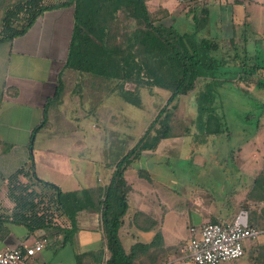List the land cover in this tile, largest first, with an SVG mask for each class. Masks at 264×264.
<instances>
[{
    "label": "trees",
    "instance_id": "trees-1",
    "mask_svg": "<svg viewBox=\"0 0 264 264\" xmlns=\"http://www.w3.org/2000/svg\"><path fill=\"white\" fill-rule=\"evenodd\" d=\"M57 7L73 10L66 67L117 82L159 86L170 94L135 144L115 163L106 184L62 190L56 183L37 176L33 162L9 174L4 195L10 205L0 209V230H4L0 238L13 223L23 225L27 235L44 230L40 239L54 236L61 245L71 244L79 229L76 216L86 210L98 214L102 243L96 251L76 253L77 264H157L165 260L154 254L160 246L159 232L149 242L132 244L128 251L120 240L118 230L128 208L131 187L124 177L125 169L144 151L155 149L160 140L174 134L168 104L193 90L198 80L206 79L204 89L208 88L214 72L229 66L237 72V80L264 87V52L248 48L258 47L256 44L224 47L217 38L199 35L210 16L206 0H195L183 14H177L184 19L193 14V23L184 30H179L175 22H165L169 16L171 21L179 20L177 15H170L161 5L152 8L148 0H0V41L22 34L45 10ZM120 14L130 23L122 25ZM59 94L57 91L55 96ZM212 96L206 89L198 115L206 134L228 130L221 116L207 105L206 99L211 101ZM46 120L45 109L42 123ZM136 170L151 179L147 167L137 166ZM255 183L253 189H258L264 199V175L260 173ZM139 215L145 214L136 213V217ZM252 220L257 221L256 216ZM252 220L248 218L249 224L262 228ZM257 259L264 264V251H259Z\"/></svg>",
    "mask_w": 264,
    "mask_h": 264
},
{
    "label": "crops",
    "instance_id": "crops-1",
    "mask_svg": "<svg viewBox=\"0 0 264 264\" xmlns=\"http://www.w3.org/2000/svg\"><path fill=\"white\" fill-rule=\"evenodd\" d=\"M206 1L210 9L206 25L211 28V33L216 34L214 24L222 21L221 37L233 42L236 35L233 19L235 16L238 17L237 6H234L235 1ZM148 2L152 8L161 5L167 8L170 14L180 15L183 14L182 11L180 12V6L183 4L184 7L190 0H148ZM211 16H213L212 20ZM178 18L180 17L178 16ZM73 21L72 7L51 8L45 10L22 34L11 40L0 41V182L4 180L5 183L9 174L19 167L33 162L37 176L56 183L62 190L86 188L97 184H106L111 177L115 163L119 160L107 163L110 171L107 175L105 174L103 182L86 184L85 181L93 179L87 176L83 177L82 174L83 165L89 164L90 160V157L87 154L85 156L82 151L85 146H88L86 145L88 140L82 136L79 141H73L72 138L68 141L67 138H61L55 134V130H59V128L68 131L66 127L69 123L78 124L76 123L78 122L76 120H79L77 118L83 117L78 114L73 116L69 113V110H73L74 105L82 108L81 100L72 99L74 87L70 86V80L76 70L65 66ZM255 33L251 42H247V34L242 31L244 40L241 39V43L263 44V30L258 28ZM248 48L254 52H264V47ZM64 83L69 85L63 87L62 92L60 89ZM115 88L113 87V89ZM57 91L60 94L54 98ZM98 105L97 110L99 111ZM100 106L102 105L100 104ZM45 109L47 110V120L42 123ZM86 114H89L87 110ZM74 117L76 120H73ZM81 123L88 126L87 120L81 121ZM74 128H78V125ZM73 147L79 150H75L72 154ZM142 154L140 157L151 160L149 159L151 151H144ZM195 154H197L196 160L202 162L203 158L200 152ZM52 156L55 158L53 159ZM247 164L244 160H240V167L236 171L240 176L242 172L245 174L249 181L247 184L239 182L232 187L230 184H226L221 189H216L211 185L193 183L183 188L182 191L172 187L168 191L163 183H152L153 172L148 166L151 179L140 176L136 170L135 160L124 171V177L131 185L127 194L128 208L118 230L125 250L128 251L130 246L136 242L151 241L154 235L159 232L160 246L154 254L162 259L165 258V260L157 264H187L186 260L194 263L188 258L186 249L188 236L192 232L189 230L187 240L182 241L185 231H176L178 219L183 220L184 217L180 227H185L188 231V228L199 227L207 220H226L234 217L238 211L236 209L239 202L243 200L248 202L250 197H253L250 188L256 185V177L260 171L264 170V158L256 163L257 167L252 177ZM131 168L135 169L138 176L134 182L127 177V171ZM42 170L43 172H41ZM58 173L59 177L55 178L53 174ZM67 176L74 186H65L61 181L62 177L66 178ZM139 178L149 184L162 185L163 188L158 187L162 188L164 192L161 193L158 187L157 189L144 187L143 181ZM79 179L80 182H78ZM134 184L139 185V188H135ZM0 188H2L1 183ZM256 195L260 196L259 190ZM260 206L262 205L260 204ZM258 211H264V207L263 210L258 209ZM136 213L145 215L136 217ZM76 218L79 229L74 235L72 243L61 245L59 240L54 239V236H48L45 238L46 241L42 249L31 257L30 264H77L76 253L92 252L100 248L102 239L98 214L83 210L77 214ZM256 219L258 221L260 217ZM260 229L261 232L254 237L255 240L245 243L244 254L247 261L241 264H260L257 258L259 251H264V228ZM94 230L98 232L92 236L90 231ZM43 232L45 233L44 230H37L34 234L27 235L23 225L9 224L4 238H0V241L4 240L2 248L30 244L33 240L40 239L38 236ZM102 252L104 256L107 255L105 250Z\"/></svg>",
    "mask_w": 264,
    "mask_h": 264
},
{
    "label": "rangeland",
    "instance_id": "rangeland-1",
    "mask_svg": "<svg viewBox=\"0 0 264 264\" xmlns=\"http://www.w3.org/2000/svg\"><path fill=\"white\" fill-rule=\"evenodd\" d=\"M194 1L190 0L184 7L182 4L180 6L181 10L183 9L182 13L187 6L192 7ZM230 1H235L234 6H237L238 9V17L235 16L233 19L236 30V35L233 38L234 43L221 37L220 33L223 32L221 30L222 21L214 24L216 34L211 33V28H208V25L200 28L198 34L217 38L224 47H233V44L242 47L243 43L240 41L241 39L244 40L242 31L247 34V42H251L258 28L264 32V0ZM195 11L198 15L199 9ZM170 15H176V13ZM192 16L193 14L190 13L186 19L180 18L176 21H171L169 16L165 22H175L179 30H184L187 24L193 23ZM120 18L122 25L130 23L123 18L122 14H120ZM212 19L213 16H211ZM258 46L264 47V43H260ZM213 75L214 78L208 80V88L205 87L204 89L206 79L202 78L197 81L193 90L181 94L168 104L171 106L173 115L172 130L174 134L160 140L155 149L146 150L151 151L149 159L152 161L145 160L143 157L136 160V166H148L153 172L152 183H163L168 191L171 187L179 188V191H182L183 188L193 183L211 185L212 188L216 189H221L226 184H230L231 187L239 182L247 184L249 181L245 174L242 172L240 176L239 173H236L240 167L239 161L244 160L248 163L247 167L252 177L255 174L256 163L264 158V87L250 84L246 80H237V72L229 66L219 68ZM80 76L82 77L80 78ZM72 77L70 80V86L74 87L72 99L81 100L82 108L73 104L74 108L69 110V113L73 116L78 114L83 117L77 118L79 120L74 117L73 120L78 121L76 122L78 124L67 123L68 131L59 128V130H55V134L61 138H67L68 141L70 138L73 141H79L82 136L88 140L86 144L88 146L82 149L85 156L87 154L90 157L89 164L82 167L83 177L93 178L85 181L86 184L97 181L103 182L105 174L107 175L110 171L107 163H113L121 158L135 144L157 111L166 102L170 91L159 86L148 87L133 82H117L88 73L80 74L78 71H74ZM68 85L64 83L60 90L63 92V87ZM113 87L116 88L113 89ZM206 89L213 95L211 101L206 99L207 105L221 116L222 125L228 130L211 134L204 132L205 125L202 123V117L198 115L201 112L200 106L204 103L202 96ZM86 110L89 114H86ZM86 120L88 126L82 125L81 121L85 122ZM76 125L78 128H74ZM70 128L72 129L70 130ZM75 150L78 151L79 149L73 147L72 154ZM198 151L202 155V162L196 160L198 153H195ZM52 158L55 157L52 156ZM260 173L264 175V170ZM53 176L57 178L59 173L53 174ZM127 177L133 182L138 179L134 168L127 171ZM61 181L65 186H74L68 176L62 177ZM142 181L146 188L154 187L157 189L158 186L163 188L162 185L157 186L149 184L145 180ZM0 183L2 187L0 188V209H4V204L10 205V203L4 195L6 188L4 180ZM134 185L135 188H139V185ZM162 188L158 187L161 193L164 192ZM257 190L253 187L250 188L253 197H250L248 202L244 200L239 202L236 210H249V220L254 219L256 215L259 216L258 221H252L264 228V211L257 212L258 209L263 210L264 199L256 195ZM183 221L184 217L183 220L178 219V229L176 230L185 231L182 241L187 240L190 230V228L187 231L185 227H180ZM3 231L0 230V232ZM90 232L93 236L98 231ZM190 236L191 234L188 236V240ZM252 240L255 239L248 237L243 239L242 243L245 246L246 242L250 243ZM180 245L183 246L182 243ZM2 247H4V240L0 241V248ZM244 261H247L245 254L222 263L241 264ZM186 262L187 264H194L190 263L189 260Z\"/></svg>",
    "mask_w": 264,
    "mask_h": 264
},
{
    "label": "built area",
    "instance_id": "built-area-1",
    "mask_svg": "<svg viewBox=\"0 0 264 264\" xmlns=\"http://www.w3.org/2000/svg\"><path fill=\"white\" fill-rule=\"evenodd\" d=\"M191 236L186 248L195 264H220L244 254L243 239L256 237L261 229L248 222L246 210H239L226 220L204 221L190 227ZM46 239L30 244H18L0 249V264H30V259L44 246Z\"/></svg>",
    "mask_w": 264,
    "mask_h": 264
}]
</instances>
